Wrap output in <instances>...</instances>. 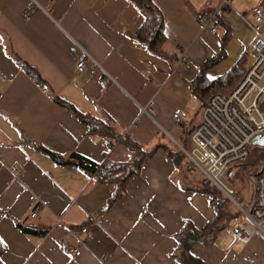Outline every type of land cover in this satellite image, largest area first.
Masks as SVG:
<instances>
[{
    "label": "crops",
    "instance_id": "crops-1",
    "mask_svg": "<svg viewBox=\"0 0 264 264\" xmlns=\"http://www.w3.org/2000/svg\"><path fill=\"white\" fill-rule=\"evenodd\" d=\"M151 1L163 17L169 60L149 55L135 41L144 18L128 0H0V264H180L175 236L187 222L201 230L213 219L206 197L181 187L182 174L162 148L129 181L124 196L100 213L113 187L39 149L63 158L76 154L95 165L126 162L129 151L89 136L88 127L46 96L13 59L14 53L36 70L62 103L109 117L117 135L148 150L167 139L188 151L186 132L201 122L192 118L200 109L188 84L201 64L219 56L223 37L225 57L216 59L209 80L246 55L252 38L248 11L258 7L264 14V0H232L230 9L220 8V0ZM215 11L220 21L213 34L200 20ZM177 108L188 117L175 123ZM34 211L38 216L31 219ZM18 221L46 233L25 235ZM83 227L88 233L81 238L89 242L81 255H65L60 244H76L69 229ZM229 230L212 244H194L191 255L203 264H264V239L241 246Z\"/></svg>",
    "mask_w": 264,
    "mask_h": 264
},
{
    "label": "built area",
    "instance_id": "built-area-1",
    "mask_svg": "<svg viewBox=\"0 0 264 264\" xmlns=\"http://www.w3.org/2000/svg\"><path fill=\"white\" fill-rule=\"evenodd\" d=\"M220 1V8L232 7V0ZM248 15L252 19L249 46L253 58L249 70L238 86L229 93L215 94L208 100L202 110L201 122L189 134L191 149L187 151L180 148L187 158L186 168L189 172L200 173L203 183L214 190L207 200L208 205H218L223 199H227L241 213L242 219L236 221L229 230L232 242L241 246H246L253 237L264 239V164L255 177L251 212L240 206L236 190L226 178L227 170L232 164L241 163L250 156L256 146L253 144L254 139L257 136L264 138V99L255 103V98L264 94V36L261 29L264 14L260 8L255 7L248 11ZM219 21V11H215L209 17H202L200 24L215 34ZM184 61L181 57L177 63L182 65ZM83 66L84 62L79 61L76 69L82 71ZM97 68L100 69L98 65ZM109 81V77L104 79L103 86ZM254 93L256 97L253 107H250L252 104L249 106L248 102ZM187 117V111L181 108L175 109L171 115L175 123ZM14 172L18 174L16 170ZM81 173L89 175L85 169H81ZM91 178H95V175ZM37 216L38 212L34 211L30 218L35 219ZM69 230L76 244L72 246L62 242L60 249L65 255L79 257L81 248L89 242L88 238H81V235L88 233L87 228Z\"/></svg>",
    "mask_w": 264,
    "mask_h": 264
},
{
    "label": "trees",
    "instance_id": "trees-1",
    "mask_svg": "<svg viewBox=\"0 0 264 264\" xmlns=\"http://www.w3.org/2000/svg\"><path fill=\"white\" fill-rule=\"evenodd\" d=\"M128 1L144 18L143 24L135 34V41L141 45L149 55L157 59L169 60V56L165 49L166 37L164 34L163 17L158 8L151 0ZM224 46L225 40L223 37L219 56H215L201 64L198 68L197 76L188 84L191 98L198 103V109H200L201 112L213 95H225L228 90H233L247 70V60L244 54L241 59H239V62L225 75L213 81L209 80L207 74L216 65V62H218L216 59L222 60L225 57ZM13 59L17 67L26 74L46 96L60 104L73 118L79 120L88 127L89 136L106 138L111 141V144L109 143L110 146L114 143H121L129 151V159L126 162L113 164L105 162L101 165H95L76 154H71L67 158H63L49 153L42 148L39 149L57 164L76 165L81 167L88 172L89 177L95 175L94 179L97 183L113 187V193L107 200L103 209L99 211L100 213L109 210L124 196L129 181L140 174L142 166L153 158L156 150L159 148L163 149L166 157L172 160L175 168L182 174L180 175V179L182 180L181 187L183 189L198 192L204 195L207 200L214 193L212 187L203 183V179H198L193 183L190 181L187 175L189 171L185 165L187 158L180 149L176 147L175 150H170L168 145H158L148 150L137 143L136 140L117 135L113 122L109 117L95 118L78 112L71 105L62 103L53 95L49 86L41 79L36 70L19 59L14 53ZM191 130L192 129L188 130L186 134L189 135ZM253 150H264V146H254ZM259 159H262V163H264V155ZM231 206V203L227 199H223L218 205L211 206L214 217L201 230L195 229L188 222L184 225L182 230L175 236L177 241L175 258L180 264H203L191 255L190 249L196 243L212 244L216 242L222 232L230 228L236 221L242 219L241 213L236 208L232 209ZM16 226L25 235L43 236L46 233L45 231H40L38 227L34 225H27L20 221L16 222ZM1 251L2 249L0 247V252Z\"/></svg>",
    "mask_w": 264,
    "mask_h": 264
},
{
    "label": "rangeland",
    "instance_id": "rangeland-1",
    "mask_svg": "<svg viewBox=\"0 0 264 264\" xmlns=\"http://www.w3.org/2000/svg\"><path fill=\"white\" fill-rule=\"evenodd\" d=\"M263 29L264 28L262 26V30ZM245 52H246L245 57L247 60L246 64L248 66V64L251 65L253 62L251 49L248 47L247 51H245ZM241 80L237 83V86L241 82ZM230 91L228 90V92H230ZM255 97H256V93H254V96H252V98L250 99L251 104L254 102L253 99ZM259 99L263 100L264 95H259V97L255 98L256 104H257ZM253 104H252V107H253ZM262 108L264 109V106ZM193 117H194V122H199V120L201 119L200 110H199V112H196L194 110L192 113V118ZM166 142H167V145L169 146L170 150L176 149L177 145L173 141L166 140ZM263 155H264V150H253L251 152L250 156L244 162L232 164L228 168L227 173H226L227 182L231 186L235 187L236 196L238 198L239 204L247 212L252 211V199L254 196L255 177L260 172V170L264 164V163H262V159H259ZM185 165L187 166V161L185 162ZM186 173H187V171H186ZM187 175L189 176L190 181L192 183L194 181H197L198 179H202L201 174L198 172H192V173L189 172V173H187ZM231 205H232L231 206L232 209L236 208L233 203H231ZM263 228H264V224H263Z\"/></svg>",
    "mask_w": 264,
    "mask_h": 264
},
{
    "label": "water",
    "instance_id": "water-1",
    "mask_svg": "<svg viewBox=\"0 0 264 264\" xmlns=\"http://www.w3.org/2000/svg\"><path fill=\"white\" fill-rule=\"evenodd\" d=\"M253 144L256 145V146H261V147L264 146V138L257 136L254 139Z\"/></svg>",
    "mask_w": 264,
    "mask_h": 264
},
{
    "label": "bare ground",
    "instance_id": "bare-ground-1",
    "mask_svg": "<svg viewBox=\"0 0 264 264\" xmlns=\"http://www.w3.org/2000/svg\"><path fill=\"white\" fill-rule=\"evenodd\" d=\"M253 91L255 92V89ZM263 93H264V91H263ZM260 95H264V94L261 93ZM253 101H254V99H253ZM248 103H249V106H250L251 105L250 101ZM250 107H252V106H250ZM249 112L252 113L250 110H249Z\"/></svg>",
    "mask_w": 264,
    "mask_h": 264
}]
</instances>
